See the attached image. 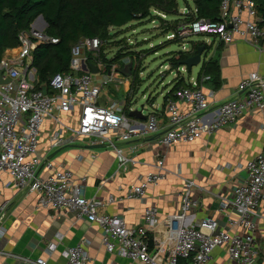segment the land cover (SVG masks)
<instances>
[{
	"label": "built area",
	"instance_id": "2783aa9c",
	"mask_svg": "<svg viewBox=\"0 0 264 264\" xmlns=\"http://www.w3.org/2000/svg\"><path fill=\"white\" fill-rule=\"evenodd\" d=\"M218 1V20L200 18L181 23L164 34L165 39L177 43L181 52L188 51L192 38L205 36L214 37L225 45L240 39L264 48V25L254 10L253 0ZM187 13L184 7L180 14ZM152 15L164 22L170 21L159 12L153 11ZM148 20L160 24L154 18ZM36 22L29 30L18 34V47L6 50L0 60L1 78L8 80L0 84V174L9 177L11 187L36 194L37 203L43 209L73 214L77 219L95 224L100 230L101 244L106 253L120 255L132 264H179L180 259L185 264H208L212 252L220 247H225L228 259L234 264H256V222L261 218L260 207H264V151L246 162L245 179L236 186L230 198H222L219 202L218 210L225 214L228 225L237 230L234 233L218 229L217 223L209 217L194 224L188 223L196 207L191 191L198 188L191 179H185L181 184L179 207L175 213L160 220L156 207L144 206L142 226L131 229L118 216L99 213L103 204L85 198L83 186L69 170L54 169L50 162L39 159L37 150L45 120L58 125L48 138L51 149L69 144L72 140L64 138V134L69 132L74 137L88 139L92 145L111 148L120 166L126 161L133 163V160L124 157L113 141L126 142L155 134L158 122L154 113L148 114L145 122L139 124L128 119L121 104H98L105 87L120 79L129 80L118 72L114 64L106 70L100 59V50L105 43L99 38L79 39L71 47L68 72L50 78L48 93L36 89L31 53L38 44L57 43L56 39L44 34L43 28H36ZM126 43L132 47L130 50L139 51L135 49L136 39ZM142 57L140 54L139 60ZM137 62L135 56L121 60L123 66L130 64L132 68L137 67ZM88 64L96 67V74L83 70ZM178 70L184 71V67ZM237 91L241 97L213 109L214 117L205 123L213 92L206 93L196 84L178 88L173 93L174 99L167 100L164 105L168 130L160 137L159 143L164 147L193 143L203 134L209 135L223 126L234 124L248 111L264 110V78L257 73L243 79ZM180 102L189 106L187 113L179 111L177 104ZM74 109L77 110L75 127L62 123L56 116ZM40 168L50 171L46 177L38 175ZM154 168L155 172H148L137 184L130 186L122 199L143 200L148 188L157 187L165 177L161 158ZM119 200L121 196L110 194L106 204ZM158 225H162V230L156 231ZM150 232L153 233L151 250L145 240ZM65 259L67 264H85L88 256L84 244L68 247ZM33 264L46 263L37 259Z\"/></svg>",
	"mask_w": 264,
	"mask_h": 264
},
{
	"label": "crops",
	"instance_id": "0c3cea01",
	"mask_svg": "<svg viewBox=\"0 0 264 264\" xmlns=\"http://www.w3.org/2000/svg\"><path fill=\"white\" fill-rule=\"evenodd\" d=\"M242 17L245 18V14ZM38 20L44 27L42 20ZM189 42L203 43L200 63L190 70L181 66L185 75L175 70L161 94L160 103L149 96L145 100L146 105H142L139 111L134 109L132 102L137 89L130 90V79H120L101 92V101L104 100L105 105L116 102L124 106L126 101L130 112H139L127 116L132 122L143 124L148 114L156 115L158 131L155 134L126 142L113 141L123 156L132 159L133 163L126 161L120 166L111 148L92 145L88 139L74 137L69 132L64 134L66 140H72L69 144L51 149L48 138L58 127L52 120H45L42 125L37 156L50 162L54 169L69 170L83 186L85 198L103 204L99 213L116 215L131 229L142 226L144 206L156 207L160 220L175 213L179 207L181 184L183 180L191 179L198 188L191 191L196 207L188 223L194 224L209 217L217 223L218 229L234 233L237 230L228 225L225 214L218 210L219 202L222 198H230L236 186L245 179L246 162L264 151V110L248 111L234 124L223 126L209 135L203 134L193 143L164 147L159 143L160 137L168 130L163 98L180 79L189 85L196 84L206 93L212 91L209 98L211 107L204 119L209 123L214 117L213 109L241 97L237 87L249 74L257 73L264 78V48L240 39L225 45L211 36L195 37ZM208 60L214 61L218 67L219 86L216 88L208 76L198 78L201 63ZM177 105L181 113L188 112L187 104L180 102ZM56 116L62 123L76 126V109ZM159 158L164 165V180L157 187L148 188L143 200L122 199L130 186L137 184L148 172L156 171L154 165ZM49 172L40 168L38 175L44 178ZM110 194L121 196V200L106 204ZM0 208V264H33L37 259L44 260L46 264H67L66 249L79 243L84 244L88 256L85 264H132L120 255L106 253L101 244L100 230L95 224L77 219L73 214L41 208L36 194L13 189L6 174H0ZM259 212L261 218L256 222L255 232L256 264H264V207L261 206ZM160 230L162 225L156 228V231ZM208 264L234 263L228 259L225 247H220L212 252Z\"/></svg>",
	"mask_w": 264,
	"mask_h": 264
},
{
	"label": "trees",
	"instance_id": "16d2710c",
	"mask_svg": "<svg viewBox=\"0 0 264 264\" xmlns=\"http://www.w3.org/2000/svg\"><path fill=\"white\" fill-rule=\"evenodd\" d=\"M186 15L178 14L177 0H0V60L8 49L18 47L17 37L20 32L29 28L40 17L44 23L43 32L46 36L56 39L55 44H38L31 53V67L35 71V87L48 93L47 85L52 76L68 72L70 50L81 38H99L105 45L100 50V59L109 70L116 65L118 72L124 69L121 60L125 57H136L137 67L130 68V90H136L140 73L139 55L142 51H132L125 40L119 37V32L132 22L156 19L163 26V35L173 31L177 25L188 23L194 19L218 20V0H191V5L185 0ZM254 10L262 19L264 25V0H253ZM156 11L168 18H174L168 23L159 17L153 16ZM107 46L117 47L112 57L107 56ZM203 47L202 42H189L188 52H175L167 58L171 69L181 67L180 63L196 55L198 48ZM136 49V47H135ZM150 50L144 53L156 52ZM144 55V54H143ZM120 73V72H119ZM124 76L122 73H120ZM198 78L208 76L214 87L219 86L218 67L214 61L208 60L200 65ZM126 78V77H125ZM182 79L178 80L172 89L164 96L173 100V93L178 88H189ZM104 101V100H102ZM99 101L98 104L106 103ZM123 112L129 115L128 105L125 101ZM145 240L148 248H153L152 235L146 234ZM179 264H185L179 260Z\"/></svg>",
	"mask_w": 264,
	"mask_h": 264
},
{
	"label": "rangeland",
	"instance_id": "374dc122",
	"mask_svg": "<svg viewBox=\"0 0 264 264\" xmlns=\"http://www.w3.org/2000/svg\"><path fill=\"white\" fill-rule=\"evenodd\" d=\"M185 1L191 5V0ZM177 3L178 14H180L179 12L182 11L185 3L183 0H177ZM42 26L43 24L37 21L35 27L41 29ZM119 37L126 42L136 39V50L142 51L144 54L140 60L137 94L134 95L132 106L139 111L142 105H146L145 100L149 96L154 97L157 103H160L162 101L161 94L167 88V83L173 78V74H175V69H171L166 60L171 54L180 51L178 44L166 40L165 35H163V25L157 24V22L152 23L150 20L132 22L120 30ZM156 47V52L144 53L154 50ZM117 49L115 46H107V56L112 57ZM164 66L168 68H163ZM181 72L183 75L186 74L183 71ZM162 74H164L163 80ZM146 110H148L147 107Z\"/></svg>",
	"mask_w": 264,
	"mask_h": 264
},
{
	"label": "water",
	"instance_id": "95a60500",
	"mask_svg": "<svg viewBox=\"0 0 264 264\" xmlns=\"http://www.w3.org/2000/svg\"><path fill=\"white\" fill-rule=\"evenodd\" d=\"M39 19H41V18L39 17ZM203 49H204L203 47L198 48L196 55L187 58L186 60L181 62L180 65L186 67L189 70L191 67L197 66L200 63V60H201L200 58H201V54L203 52ZM130 68H131V65L128 64L127 66L124 67V69L120 70L119 72L122 73L124 75V77L127 78L130 75ZM86 69H88L90 71V73H92V74L97 73L96 67L92 64H88L87 68L83 67V70H86ZM7 82H8L7 79L2 80L1 72H0V84H4ZM42 92L45 93L44 88L42 89ZM136 113H139V112H129V116H134ZM93 147H100V146H93Z\"/></svg>",
	"mask_w": 264,
	"mask_h": 264
}]
</instances>
